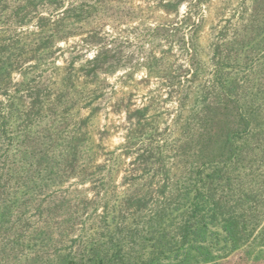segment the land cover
<instances>
[{"label":"rangeland","instance_id":"1","mask_svg":"<svg viewBox=\"0 0 264 264\" xmlns=\"http://www.w3.org/2000/svg\"><path fill=\"white\" fill-rule=\"evenodd\" d=\"M0 264H264V0H0Z\"/></svg>","mask_w":264,"mask_h":264},{"label":"trees","instance_id":"2","mask_svg":"<svg viewBox=\"0 0 264 264\" xmlns=\"http://www.w3.org/2000/svg\"><path fill=\"white\" fill-rule=\"evenodd\" d=\"M61 38H63V37H61Z\"/></svg>","mask_w":264,"mask_h":264}]
</instances>
